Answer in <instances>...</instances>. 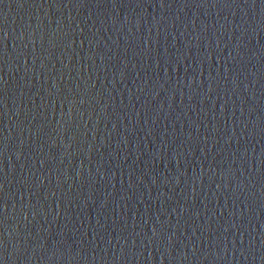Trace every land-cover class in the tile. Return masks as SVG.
I'll use <instances>...</instances> for the list:
<instances>
[{
	"label": "water",
	"instance_id": "water-1",
	"mask_svg": "<svg viewBox=\"0 0 264 264\" xmlns=\"http://www.w3.org/2000/svg\"><path fill=\"white\" fill-rule=\"evenodd\" d=\"M0 264H264V0H0Z\"/></svg>",
	"mask_w": 264,
	"mask_h": 264
}]
</instances>
